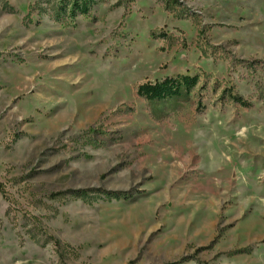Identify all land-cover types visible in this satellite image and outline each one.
<instances>
[{
	"label": "rangeland",
	"instance_id": "1",
	"mask_svg": "<svg viewBox=\"0 0 264 264\" xmlns=\"http://www.w3.org/2000/svg\"><path fill=\"white\" fill-rule=\"evenodd\" d=\"M0 264H264V0H0Z\"/></svg>",
	"mask_w": 264,
	"mask_h": 264
}]
</instances>
